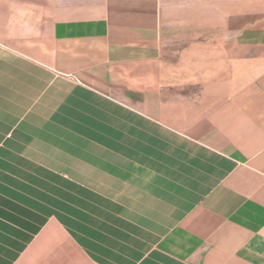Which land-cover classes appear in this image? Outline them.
I'll return each instance as SVG.
<instances>
[{"label":"crops","instance_id":"1","mask_svg":"<svg viewBox=\"0 0 264 264\" xmlns=\"http://www.w3.org/2000/svg\"><path fill=\"white\" fill-rule=\"evenodd\" d=\"M0 44L32 86L48 75L117 109L116 145L102 143L117 151L116 210H162L143 264H264V15L251 4L0 0Z\"/></svg>","mask_w":264,"mask_h":264},{"label":"rangeland","instance_id":"2","mask_svg":"<svg viewBox=\"0 0 264 264\" xmlns=\"http://www.w3.org/2000/svg\"><path fill=\"white\" fill-rule=\"evenodd\" d=\"M237 2L264 15V0ZM2 47L0 264H58L72 253L91 264H143L162 210H116L117 151L102 143L116 145L117 109L48 75L32 86Z\"/></svg>","mask_w":264,"mask_h":264}]
</instances>
